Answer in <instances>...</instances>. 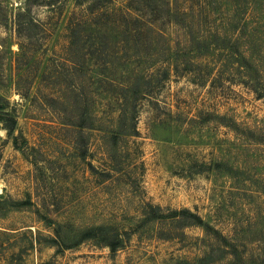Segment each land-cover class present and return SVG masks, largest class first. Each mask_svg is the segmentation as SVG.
Instances as JSON below:
<instances>
[{"label": "rangeland", "instance_id": "obj_1", "mask_svg": "<svg viewBox=\"0 0 264 264\" xmlns=\"http://www.w3.org/2000/svg\"><path fill=\"white\" fill-rule=\"evenodd\" d=\"M82 6L0 0V264H264V0Z\"/></svg>", "mask_w": 264, "mask_h": 264}, {"label": "trees", "instance_id": "obj_2", "mask_svg": "<svg viewBox=\"0 0 264 264\" xmlns=\"http://www.w3.org/2000/svg\"><path fill=\"white\" fill-rule=\"evenodd\" d=\"M65 0H25V8L22 10V11H18L16 13V26H17V34L18 35H21L22 32L25 30V26H28L29 22L28 20H25L24 19V16L26 17L27 16V13H29V9H30V5L32 3H37V4H42V5H45L47 7H49L50 9H53L56 5H60L62 2H64ZM110 1V0H109ZM140 1V0H137V2ZM85 3V0H75V7L76 8H81L83 7L82 5ZM90 6V5H89ZM101 6V7H100ZM96 7V10H88V5L87 7H85V11H89V12H92V13H88L89 15H100L102 14V1L95 6ZM76 12H73L72 15H70V18L68 20V24H67V29H68V32L72 33V32H75V28L77 26H84L87 22V19L84 18V17H77L76 15ZM126 14H122V17H125ZM138 17H132L130 18L131 22H136L138 21ZM128 22V21H127ZM126 22V23H127ZM98 24V23H97ZM125 34H126V31L125 30H122ZM28 38H31V36H28ZM19 46L20 48L24 49L25 48V45L19 43ZM13 122L14 119H13ZM13 127L10 128L9 127V130H10V133L12 131ZM150 208V212H151V215L153 216V218H157V219H179L180 221L183 222V224L185 226H192V225H195V226H204L206 229L210 228V226L202 219V217L197 214L196 212H193L192 210H190L189 208H181V209H173V210H170L168 211V213H161V208L159 206H149ZM50 221H47V223L49 224ZM88 232L85 233L88 234ZM88 236V235H87ZM110 248L111 250H115V247L114 245H110Z\"/></svg>", "mask_w": 264, "mask_h": 264}]
</instances>
